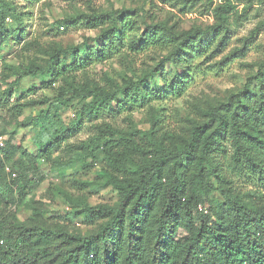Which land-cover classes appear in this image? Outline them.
Instances as JSON below:
<instances>
[{
    "label": "rangeland",
    "instance_id": "1",
    "mask_svg": "<svg viewBox=\"0 0 264 264\" xmlns=\"http://www.w3.org/2000/svg\"><path fill=\"white\" fill-rule=\"evenodd\" d=\"M225 4L232 7L227 21L216 12ZM2 10L0 125L5 140L0 159L12 169L13 192L0 195V235L17 226L82 236L96 232L105 220L89 207L116 205L120 199L110 178L132 180L151 159L144 154L149 148L143 136L164 139L165 146L178 142L202 119V111L248 83L257 90L264 72V0H3ZM95 13L106 15L105 25L92 26L82 18ZM115 16L123 39L110 46L102 33ZM71 18L78 21L67 22ZM220 23L224 27L216 34ZM156 25L169 36L203 32L193 35L194 45L176 63L169 59L174 46L145 42L148 27ZM55 53L60 60L48 73L25 75L29 66L47 67ZM161 63L163 75L152 73L144 95L143 85L136 96L118 93L116 101L128 100L119 111L106 103L92 107L93 98L84 96L89 88L112 90L138 82ZM47 109L56 127L76 124L45 152L34 141L41 138ZM90 149L94 156L85 158ZM230 154L228 142L226 151L214 157L216 172L204 181L222 184L256 209L264 204V185L254 172L239 174L232 168ZM221 196L207 190L199 211L211 220L220 218L211 201ZM185 234L178 230L179 236Z\"/></svg>",
    "mask_w": 264,
    "mask_h": 264
},
{
    "label": "trees",
    "instance_id": "2",
    "mask_svg": "<svg viewBox=\"0 0 264 264\" xmlns=\"http://www.w3.org/2000/svg\"><path fill=\"white\" fill-rule=\"evenodd\" d=\"M231 8L230 4L220 5L216 12L227 21L225 13ZM82 18L89 19L92 26L107 22L106 15L98 13ZM116 20L117 16L113 17L110 27L102 33L110 46L123 39ZM75 21L78 19L67 20ZM221 27L223 23L215 27L216 34H220ZM148 28L151 31H146L145 42L164 48L174 46L169 59L176 63L181 62V52L194 45L193 35L203 32L186 31L182 37H172L166 34L164 26ZM99 51L98 54H105V49ZM59 55L55 53L47 67L24 68L25 75L48 73L58 64ZM158 65L138 82L130 81L112 90L89 88L84 96L93 98L92 107L106 103L119 111L128 100L116 101L118 93L136 96L143 85L144 95V85L152 73L163 75L164 64ZM182 81L178 83L184 85ZM257 83V90L248 83L225 101L202 111V119L193 123L189 134L170 146H165L164 139L158 142L150 135L143 136L145 147L149 148L144 154L151 159L138 168V176L132 180L110 178L120 199L116 205L89 207L105 220L96 232L82 236L39 227L8 228L0 235V257H5V261L0 258V264L11 259L24 260L26 264H264V204L250 209L241 195L232 197L222 184L204 181L216 172L214 157L226 151L229 142L232 168L239 174L254 172L264 185V72ZM47 110L40 120L41 138L34 141L45 152L59 145L76 124L58 128L51 119L52 111ZM94 154V149L83 153L85 158ZM9 172L12 169L0 159L2 196L13 192ZM211 189L222 194L221 201H211H215L216 213L221 216L212 220L198 208L206 204L203 195ZM179 229L187 234L179 236Z\"/></svg>",
    "mask_w": 264,
    "mask_h": 264
},
{
    "label": "built area",
    "instance_id": "3",
    "mask_svg": "<svg viewBox=\"0 0 264 264\" xmlns=\"http://www.w3.org/2000/svg\"><path fill=\"white\" fill-rule=\"evenodd\" d=\"M4 140H5V136L1 130V125H0V147L4 145Z\"/></svg>",
    "mask_w": 264,
    "mask_h": 264
}]
</instances>
